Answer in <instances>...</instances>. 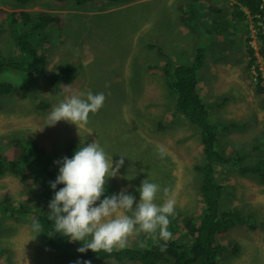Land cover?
Segmentation results:
<instances>
[{"label":"rangeland","instance_id":"1","mask_svg":"<svg viewBox=\"0 0 264 264\" xmlns=\"http://www.w3.org/2000/svg\"><path fill=\"white\" fill-rule=\"evenodd\" d=\"M189 1L96 0L78 5L74 0H0V55L20 57L17 28L9 25L4 12L49 11L60 15L62 22L49 28L36 44L47 59L44 71L72 69V80L61 83V91L40 76L27 78L13 71L2 74V80L13 83L15 91L0 102V151L13 156L11 141L33 136L56 163L71 153V144L75 153L96 140L113 159L114 167L120 155L125 156L101 200L126 189L136 197L135 207L140 199L138 189L148 179L174 194L175 214L169 217V231L182 224L174 216L198 219L203 208L197 169L204 162L200 133L175 108V97L157 68L166 59L154 46L162 48L172 67L192 63L196 49H206L198 79L210 119L219 128L218 148L229 157L243 155L247 166H264L263 101L255 90L256 67L264 72V59L258 55L256 67L248 66L246 41L252 37L258 51V40L247 10L244 16L235 15L237 0H194L197 26L189 25L178 8ZM216 25L222 27L221 33H210ZM73 92L85 96L104 93L106 100L79 129L64 120L47 126L52 109ZM157 146L166 155L161 157ZM60 166L56 163L58 173ZM215 169L218 181L226 186L221 209L235 207L252 215L256 223L255 229L237 223L216 235V241L227 247L221 264H264V181L230 165L219 163ZM45 187L43 178L0 177V205L29 210L16 216L0 210V251L6 249L0 264H58L50 245L33 230ZM165 199L161 191L155 202L163 204ZM172 234L173 238L181 236L179 231ZM90 240L73 241L75 249ZM158 240L140 233L129 238V245L148 247Z\"/></svg>","mask_w":264,"mask_h":264},{"label":"trees","instance_id":"2","mask_svg":"<svg viewBox=\"0 0 264 264\" xmlns=\"http://www.w3.org/2000/svg\"><path fill=\"white\" fill-rule=\"evenodd\" d=\"M19 1L26 2L27 0ZM74 1L81 5L96 0ZM178 8L185 15L183 19L190 22L189 25H198L196 1L191 0L185 4H179ZM244 8L251 16L249 21L256 30L258 51L264 59V1L237 0L235 15L244 16ZM216 11L219 12L220 10L216 9ZM4 14H7L9 25L17 28L16 41L20 57L8 58L0 55V102L15 91L13 83L2 80V74L6 71L23 73L27 78L43 77L61 91V83L72 80V69L66 66L55 73L46 74L44 67L47 64V59L45 54L39 52V46L36 44L40 39H43L41 36L45 35L49 28L62 22V17L43 10L34 13L21 10L19 12H4ZM220 28L216 25L210 28V33H221ZM251 40L252 37H249L246 41L249 67L257 64L256 50L251 45ZM154 47L166 59V54L162 48L157 45ZM196 50L195 59L190 64L172 67L167 58L163 67H157L165 75L168 89L175 97V108L187 122L199 131L204 156L203 164L197 167L201 174L199 192L203 208L198 219L192 220L188 216H174L173 220L175 222L180 220L182 224L179 222L180 228L176 225L172 232L179 231L181 236L168 241L165 251H161V246L165 243L163 240H158L148 247L146 245L142 247L129 245L124 249L113 250L111 253L103 250L94 252L91 249L83 253L77 251L72 240L61 233H55L54 221L49 220L50 209L48 205L54 198L55 191L64 186L58 184L54 190L51 184H48V181H55L59 174L54 159L37 145L33 136H24L12 140L13 144L9 145L14 148L13 156H10L7 150L0 151V177L11 174L22 179H44L46 187L42 210L35 213L34 218L36 222L41 224L42 232L40 234L54 251L58 264H85L86 261H90L91 264H100L105 261H114L117 264L128 262L138 264H221L227 247L216 241V235L227 231L237 223L249 224L253 229L256 228V223L251 218L252 215L235 207L231 209H221L220 207V200L226 186L217 179L215 169L217 164L233 166L241 173L256 174L261 181H264V166L259 164L244 165L243 155L237 154L236 157H229L222 154L218 148L219 128L210 119L209 104L203 97L198 79V70L204 63L206 49L198 47ZM256 70L258 72L256 90L262 98L264 109V76L258 66ZM74 147L73 144L68 147V151L70 150L71 153L67 157L71 158L74 155ZM182 181L180 180V183ZM0 210L2 213L13 216L23 215L29 211L23 206L7 207L5 205H0ZM5 250L2 249L0 255L6 253Z\"/></svg>","mask_w":264,"mask_h":264},{"label":"clouds","instance_id":"3","mask_svg":"<svg viewBox=\"0 0 264 264\" xmlns=\"http://www.w3.org/2000/svg\"><path fill=\"white\" fill-rule=\"evenodd\" d=\"M251 45L255 48L252 43ZM256 52L258 59V55H261L259 51ZM259 70L264 76L263 69ZM105 100L104 93L88 92L85 96L73 92L52 109L46 125L55 126L57 122L64 120L77 125L79 129L88 122L90 113L95 114L103 107ZM157 150L161 157L166 155L162 146H157ZM120 156L114 167L113 159H109L104 148L95 140L78 147L71 158L65 156L62 161H56L61 165L59 174L50 184L54 190L58 184L64 186L55 191L54 198L48 205L49 220L54 221V231L72 241H84L91 237L89 242L82 243L83 246L78 249L82 253L89 249L108 253L124 249L129 246V238L140 233L148 234L153 240H163L165 243L161 246V251H165L167 242L173 238L169 231V217L175 214L176 206L174 194L170 193L169 188L161 189L160 185L145 179L138 189L140 199L135 207L136 197L127 193L126 189L101 200L109 178L117 176L124 164L125 156ZM161 191L166 199L163 204H157V194ZM33 230L37 235L42 232L38 221L34 222ZM85 264L91 262L86 261Z\"/></svg>","mask_w":264,"mask_h":264},{"label":"bare ground","instance_id":"4","mask_svg":"<svg viewBox=\"0 0 264 264\" xmlns=\"http://www.w3.org/2000/svg\"><path fill=\"white\" fill-rule=\"evenodd\" d=\"M121 60V59H120ZM219 107V106H218ZM216 111V110H215ZM131 119V118H130ZM124 137V136H123ZM170 153V152H169ZM175 156V155H174ZM178 156V155H177ZM176 156V157H177ZM173 159V158H172ZM113 179V178H112ZM180 179H182V178H180ZM46 180V179H45ZM116 180V179H115ZM48 184H50V182L48 181ZM248 186V185H247ZM251 186V185H250ZM248 188H250V187H248ZM251 200V199H250ZM253 203V202H252ZM255 203H253V205H254Z\"/></svg>","mask_w":264,"mask_h":264}]
</instances>
